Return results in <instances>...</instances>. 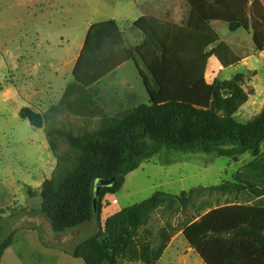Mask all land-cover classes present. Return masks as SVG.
<instances>
[{
  "label": "trees",
  "instance_id": "obj_1",
  "mask_svg": "<svg viewBox=\"0 0 264 264\" xmlns=\"http://www.w3.org/2000/svg\"><path fill=\"white\" fill-rule=\"evenodd\" d=\"M201 20L226 24L230 32L251 30L258 52L264 51V3L261 0H186ZM140 37L130 44L114 20L93 23L73 68V83L64 99L79 92L69 108L82 117L101 114L91 91L126 62H133L150 104L127 113L105 116L97 130L75 134L53 124L45 129V115L23 108L20 117L46 134L57 160L51 179L40 189L38 210L0 207V264L20 231H35L45 249L59 250L83 264H120L123 261L157 264L173 237L181 231L161 220L159 210L178 202L186 210L203 192L237 189L264 196V161L252 163L240 185L191 191L187 196L155 193L150 199L124 209L104 222L103 200L121 190L128 174L142 163L167 152L202 154L237 159L257 153L264 143V108L252 120L240 123L235 115L252 92L243 88L245 75L208 83L206 70L215 57L223 68L245 58L219 38L192 30L188 20L143 16L132 26ZM141 41V42H140ZM64 138L74 157L58 156L55 139ZM99 178H116L101 191L94 207V184ZM30 196L32 190L28 191ZM259 208L264 209V199ZM251 214V213H250ZM246 216L230 210L214 212L194 224V248L200 249L210 233L252 237L264 248V212ZM200 217V215H198Z\"/></svg>",
  "mask_w": 264,
  "mask_h": 264
},
{
  "label": "rangeland",
  "instance_id": "obj_2",
  "mask_svg": "<svg viewBox=\"0 0 264 264\" xmlns=\"http://www.w3.org/2000/svg\"><path fill=\"white\" fill-rule=\"evenodd\" d=\"M125 2L0 0V180L5 184L11 186L14 178H19L35 187L51 179L48 163L55 156L45 132L33 128L20 117L23 108L45 115V129L55 124L78 134L97 130L105 116L124 114L141 104H150L144 83L132 62L108 75L91 91L99 96L96 105L101 110L100 115L85 118L70 110L69 104L79 95L76 90L70 94L73 96L64 99L73 83V67L86 39L87 28L113 18L124 26L125 21L120 17L122 13L126 15ZM200 21L197 18L195 22ZM209 27L204 32L219 38V42L208 51L225 42L245 58L228 68H223L215 57L211 58L206 79L212 84L216 80L229 81L240 73L245 75L243 88L252 95L235 119L246 123L264 108V51L256 50L251 30L230 32L223 23L213 26L214 31ZM55 141L58 156L74 157L64 138L58 137ZM258 161H264V143L257 153H247L237 159L163 152L128 174L119 192L105 196L102 220L158 192L180 197L198 189L240 185L239 177L247 176L249 167ZM55 171L56 167L53 173ZM256 193L232 188L227 192L206 191L195 196L186 210L178 202L167 203L158 212L161 220L181 227V231L173 237L157 264H264V248L252 237L210 233L202 247L196 249L191 231L194 224L214 212L236 210L246 216L261 214L264 209L258 205L264 196L256 198ZM24 197L19 199L23 206ZM14 208L22 207L15 205ZM21 236L6 252L2 264H83L67 255L59 257L49 253L41 247L39 237L26 239ZM120 264L143 263L123 261Z\"/></svg>",
  "mask_w": 264,
  "mask_h": 264
},
{
  "label": "crops",
  "instance_id": "obj_3",
  "mask_svg": "<svg viewBox=\"0 0 264 264\" xmlns=\"http://www.w3.org/2000/svg\"><path fill=\"white\" fill-rule=\"evenodd\" d=\"M125 4L127 5L125 9L126 15H123L122 13V16L120 17L121 19H124L125 21L124 26H122L120 24V21L116 18L108 19V20L116 21L121 32L127 35V38L130 44H132V40H135L137 37H140V35L137 32L132 30V26L138 19H140L143 16H149V17H153L157 19H172L177 24L181 23L182 20L186 19L188 20V26L190 29L200 31L202 33H205L204 31L207 30L209 26H210L209 28H211V30L214 31L213 26H215L216 24H219V22H212L208 24L204 22L203 20H201L200 17L196 14V12L189 6L186 0H126ZM197 18L198 20H201L202 22L201 21L195 22ZM128 19H132V20H128ZM108 20H105V21H108ZM90 26L87 28V33H88ZM83 44H82V47H83ZM128 64L129 62H126L125 64L120 66L118 69H116L114 72L121 70L122 68H125ZM130 94L135 95V93H130ZM48 164L50 166L49 174H51V178H52L53 170L55 169L57 165V161L55 157ZM45 180H43V182ZM43 182H41L40 184L34 187L30 184H27L26 182H21L19 178H14L13 184L9 186L0 180V207L14 208L16 205L17 207H22L23 209H27V210L40 209L42 206V199L40 197V189H41ZM29 190H32L33 192L32 196L28 194ZM22 195L25 196L24 206L20 204V201H19ZM110 216H112V214L108 215L106 218L104 217L103 222ZM3 219H4V216L0 215V222ZM36 234L37 233L35 231H20L18 237L16 236V239H18L19 241V238L22 237L21 235L25 236L26 239L32 238V237L38 238ZM12 248L13 246L9 250H11ZM46 250H48V252L51 254H58L59 257L66 256L65 254L57 250H50V249H46ZM66 257H69V256H66Z\"/></svg>",
  "mask_w": 264,
  "mask_h": 264
},
{
  "label": "water",
  "instance_id": "obj_4",
  "mask_svg": "<svg viewBox=\"0 0 264 264\" xmlns=\"http://www.w3.org/2000/svg\"><path fill=\"white\" fill-rule=\"evenodd\" d=\"M115 182H116V178H111V179L99 178L95 181V184H94V207L95 209L98 206L101 191L104 188L113 187Z\"/></svg>",
  "mask_w": 264,
  "mask_h": 264
}]
</instances>
